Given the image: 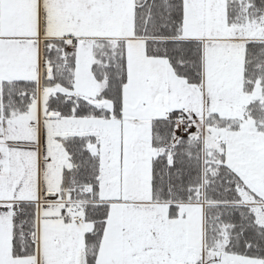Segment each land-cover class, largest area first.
Returning <instances> with one entry per match:
<instances>
[{
    "label": "snow or ice",
    "instance_id": "6c2138e0",
    "mask_svg": "<svg viewBox=\"0 0 264 264\" xmlns=\"http://www.w3.org/2000/svg\"><path fill=\"white\" fill-rule=\"evenodd\" d=\"M0 264H264V0H0Z\"/></svg>",
    "mask_w": 264,
    "mask_h": 264
}]
</instances>
